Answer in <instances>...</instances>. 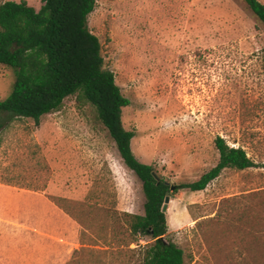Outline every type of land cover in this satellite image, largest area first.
<instances>
[{
    "label": "rangeland",
    "instance_id": "1",
    "mask_svg": "<svg viewBox=\"0 0 264 264\" xmlns=\"http://www.w3.org/2000/svg\"><path fill=\"white\" fill-rule=\"evenodd\" d=\"M87 23L130 101L122 124L139 161L170 185L193 182L217 163L221 136L256 164L173 191L165 238L186 264H264V24L244 0H95ZM14 79L0 64V100ZM144 202L78 95L0 132V264H139L150 237L132 236L123 213Z\"/></svg>",
    "mask_w": 264,
    "mask_h": 264
},
{
    "label": "trees",
    "instance_id": "2",
    "mask_svg": "<svg viewBox=\"0 0 264 264\" xmlns=\"http://www.w3.org/2000/svg\"><path fill=\"white\" fill-rule=\"evenodd\" d=\"M244 1L264 24V3ZM94 7L95 0H43L37 11L25 1L0 3V64L15 73L10 93L0 100V132L20 118L39 124L43 115L57 110L68 96L86 100L124 164L142 183L144 213H123L132 236L150 237L143 245L137 243L139 264H186L183 249L165 238V197L182 188L201 191L225 168L242 170L256 164L241 146H230L216 136L217 163L195 181L175 185L171 191L151 164L139 161L131 148L134 131L122 124V109L130 101L122 95L114 73L104 68L99 39L88 28L87 18ZM79 251L74 249L73 255Z\"/></svg>",
    "mask_w": 264,
    "mask_h": 264
},
{
    "label": "water",
    "instance_id": "3",
    "mask_svg": "<svg viewBox=\"0 0 264 264\" xmlns=\"http://www.w3.org/2000/svg\"><path fill=\"white\" fill-rule=\"evenodd\" d=\"M153 175H154L156 178H158V177L156 176V173H155V172H153ZM167 184H169V183L167 182ZM170 189H171V191H173V190L175 189V186H174V185H170ZM169 200H170V197H169V196H166L165 199H164V203H163V205H162V211H163V212H166V211H167Z\"/></svg>",
    "mask_w": 264,
    "mask_h": 264
}]
</instances>
